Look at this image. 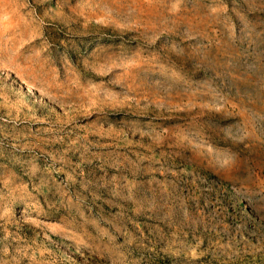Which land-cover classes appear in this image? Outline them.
<instances>
[{
  "label": "rangeland",
  "instance_id": "obj_1",
  "mask_svg": "<svg viewBox=\"0 0 264 264\" xmlns=\"http://www.w3.org/2000/svg\"><path fill=\"white\" fill-rule=\"evenodd\" d=\"M0 264H264V0H0Z\"/></svg>",
  "mask_w": 264,
  "mask_h": 264
}]
</instances>
